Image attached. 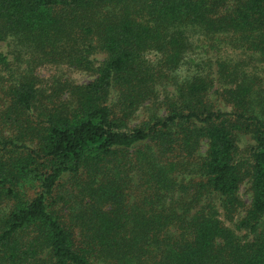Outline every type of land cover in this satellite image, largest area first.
<instances>
[{
    "label": "trees",
    "instance_id": "16d2710c",
    "mask_svg": "<svg viewBox=\"0 0 264 264\" xmlns=\"http://www.w3.org/2000/svg\"><path fill=\"white\" fill-rule=\"evenodd\" d=\"M262 62L264 0H0V264H264Z\"/></svg>",
    "mask_w": 264,
    "mask_h": 264
},
{
    "label": "rangeland",
    "instance_id": "374dc122",
    "mask_svg": "<svg viewBox=\"0 0 264 264\" xmlns=\"http://www.w3.org/2000/svg\"><path fill=\"white\" fill-rule=\"evenodd\" d=\"M259 65V69L260 71L259 74L261 75L262 77V82L264 84V62H262L261 64H258ZM63 74L64 76L72 79L73 81H75L76 83H86L88 82V80H90V77L88 76V74H85L83 72H80V71H75V70H65L63 71ZM263 89H264V85H263ZM137 119L139 120L141 117L140 115L136 116ZM237 146L239 148V152L241 154V156L243 158H246L248 156V140L246 138H243V137H239L238 138V141H237ZM239 195H240V198L241 200L244 202V203H248V185H241L240 186V190H239Z\"/></svg>",
    "mask_w": 264,
    "mask_h": 264
}]
</instances>
